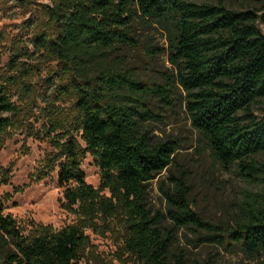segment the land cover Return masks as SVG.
Returning a JSON list of instances; mask_svg holds the SVG:
<instances>
[{
	"label": "trees",
	"instance_id": "1",
	"mask_svg": "<svg viewBox=\"0 0 264 264\" xmlns=\"http://www.w3.org/2000/svg\"><path fill=\"white\" fill-rule=\"evenodd\" d=\"M51 4L46 31L30 41L36 53L57 64L61 79L48 78L52 92L40 96L53 147L44 171L56 170L61 186L73 184L63 198L78 224L57 232L38 226L24 234L0 202V264H78L89 245L84 230L98 221L124 229V251L133 264H187L184 252L173 249L177 229L203 232L196 239L200 244L264 255V162L258 159L264 156V9L236 10L209 0ZM136 19L168 22L171 28L168 62L174 71L151 86L107 61L115 47H136ZM32 57L16 47L6 65L14 76L0 71V146L20 111L11 89L21 92L25 103L34 100V90L23 83L33 69L24 62ZM178 89L192 128L213 159L233 165L236 176L255 187L241 191L226 222L211 223L193 212L186 173L179 169L167 178L173 189H160L166 215L147 207L149 182L175 167L179 149L175 139H157L146 128L158 118L150 101L172 108ZM61 98L71 99L72 112L54 107ZM86 155L99 170L96 188L80 169ZM164 218L172 227L163 226Z\"/></svg>",
	"mask_w": 264,
	"mask_h": 264
},
{
	"label": "rangeland",
	"instance_id": "2",
	"mask_svg": "<svg viewBox=\"0 0 264 264\" xmlns=\"http://www.w3.org/2000/svg\"><path fill=\"white\" fill-rule=\"evenodd\" d=\"M218 1L230 9H264V0H209L213 4ZM51 5V0H0V71L6 77L14 76L6 65L16 47L28 50L33 55L24 62L26 68L33 69L23 83L34 90V100L31 104L25 103L24 95L11 89L12 101L20 111L0 146V202L4 214L11 216L24 234L38 226L51 227L57 232L78 224V216L66 208L63 198L64 190L73 187V184L61 186L56 170L44 171V163L53 152V147L46 130L50 123L46 116L47 109L40 96L52 92L48 87V78H55L57 83L61 79L57 64L43 53H36L30 41L33 35L46 31L45 10ZM170 30L168 22L156 24L148 20L144 24L136 19V47H115L107 61L132 73L144 85L160 83L163 76L174 71L168 62ZM262 31L264 34V29ZM150 103L151 110L158 118L147 121L146 128L157 139H175L179 149L175 155V167L161 172L149 182L147 207L153 213L166 215L167 205L160 189H173V183L167 178L179 169L186 173L189 205L193 212L211 223L228 221L240 200L241 191L255 190V187L238 178L233 165L223 167L213 159L190 124L181 90L176 91L172 108L156 99H151ZM71 104L70 98H61L54 107L70 113ZM258 159L264 162V156ZM80 169L86 183L96 188L99 170L89 155L85 156ZM162 224L172 227L167 218L163 219ZM84 233L89 245L85 257L78 264H133L124 251V229L117 222L98 221L92 228H86ZM203 234L191 229H177L173 249L184 252L187 264L207 261L212 264H264V255L249 257L238 248L229 250L225 246L197 243L196 239Z\"/></svg>",
	"mask_w": 264,
	"mask_h": 264
}]
</instances>
